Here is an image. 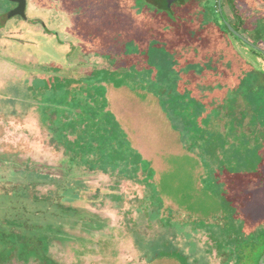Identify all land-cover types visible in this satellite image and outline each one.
<instances>
[{
  "label": "rangeland",
  "instance_id": "obj_1",
  "mask_svg": "<svg viewBox=\"0 0 264 264\" xmlns=\"http://www.w3.org/2000/svg\"><path fill=\"white\" fill-rule=\"evenodd\" d=\"M27 1L30 18L43 19L52 28L53 19L60 15L67 29L72 25L63 5L68 0H56L60 5L53 3L55 0ZM135 1L138 3L134 5L119 1L122 4L104 9L111 19L113 36L101 43L105 47L110 43V58L83 60L78 51L82 47L68 38V32L59 33L64 43L49 38L47 45L42 38H31L36 33L43 36L40 28L25 23L21 25L27 35L20 53L7 55L14 47L12 42L18 43L11 32L0 36V240L7 249L0 260L4 264H227L225 251L256 243L264 233V132L254 142L248 135L233 137L228 131L207 134L209 141L204 145L200 140H205L201 139L205 134L193 125L191 130L197 138L190 142L191 136L184 132L183 142L187 152L197 158L200 172L184 175L174 166L163 174L162 183L148 184L151 197L145 190L137 191L117 203L122 207L118 212L112 211L108 197L109 200L96 199L99 184L103 188L111 185L108 181L97 182V175L102 173L66 167V157L45 145L49 134L43 127L49 121L47 100L34 96L29 86L35 88L37 84L27 74L35 71L38 75L41 71L28 69L31 66L22 62L37 63L38 59L42 65L61 64L68 68L70 80L88 73L92 79H112L117 84L119 77L121 83L138 84V90L155 95L166 108L170 105V116H174L183 104L178 92L183 80L176 67L187 63L178 59L184 51L190 46L206 45L205 37L210 32L223 30L234 44L249 53V48L227 32L221 17H215L214 0H186L184 6H173L171 11ZM60 7L64 10L61 14ZM226 12L232 15L228 7ZM98 31L84 29L81 35L87 44L92 41L101 49ZM223 46V40L216 41L211 51L223 54ZM6 56H18L21 63H10ZM188 56L194 58L198 76L210 73L216 82L212 84L208 78L204 85H210L201 86L206 89L203 93L209 96L208 101L213 104L228 98V104L234 102L237 90L221 86L213 75L217 64H208L198 49ZM135 59L137 63L129 66L128 62ZM122 63L128 70L120 69ZM233 68H237L234 63ZM172 120L180 127L176 118ZM146 128L155 138L163 133L150 124ZM160 147H164L159 151L166 157L168 148L174 151L170 144ZM29 157L48 162L49 173L28 165ZM149 166L145 164V168ZM88 180L91 181L85 182ZM39 183L51 185L39 188ZM159 185L169 202L182 207L180 211L174 210L171 203L163 206ZM13 244L18 258L24 260L30 254L27 263L16 257L6 261L5 254L15 251H11Z\"/></svg>",
  "mask_w": 264,
  "mask_h": 264
},
{
  "label": "flooded vegetation",
  "instance_id": "obj_2",
  "mask_svg": "<svg viewBox=\"0 0 264 264\" xmlns=\"http://www.w3.org/2000/svg\"><path fill=\"white\" fill-rule=\"evenodd\" d=\"M115 1L118 2L116 3ZM119 1L131 3L130 5L138 3L135 0H98L95 3L92 0L64 1V10L68 3V23L72 24L68 25L67 29L60 15L53 19L55 25L52 28L43 19L30 18L27 0L26 19L14 14L18 8L17 3L11 0H0V36L2 33L11 32L12 37L16 39L13 41L18 42L17 44L12 42L14 47L8 51L11 53L7 52V55L21 52L26 38V32L23 30L25 23L39 27L43 32V36L36 33L31 38H42L47 45L50 43L49 38H58V43H64L60 41L59 33L68 32V38H72L78 46L82 47V50L79 49L78 51H80L83 60L91 58V61L94 62L100 57L102 58V56L110 58L107 56V51H112V47L110 48V43L106 47L103 46L101 40H107L112 37L113 30L111 19L109 18L102 25L104 23L103 18L107 16L103 12L106 7L122 4ZM143 1L160 11H171L173 6H184L186 4V0L178 1L171 5L168 4L169 0H159L158 3H155V1L153 3L152 0ZM46 2H53V0H46ZM53 3L60 5L59 1L56 0ZM94 4L97 6L96 12L91 9ZM161 6L166 8L160 9ZM213 6L215 17H221L227 32L239 40L242 45L249 48V53H245L240 45L234 44L223 30L210 32L211 35L205 37L206 45L190 46V50L188 48L189 51H184L182 53L183 57L180 58V56L178 59H181V61L186 60L187 63H182L176 67V71L183 80L178 85V92L182 95L180 96L183 104L181 103L182 106L178 108L179 112L174 113V116H170V105H168L169 108H166L155 95L150 92L146 93L144 90H138V84L131 86L121 83V78L119 77L117 79L120 80L117 81V84L112 79L107 81L92 79L91 76L87 75L88 73L83 75L84 78L82 76L80 79L70 80L68 79V68L64 69L61 64L55 63L52 66L49 65L51 66L49 67L42 65L38 59L36 60L37 63H34L35 61L22 62L31 66L26 67L28 69L41 71L38 75L35 71H28L27 74L33 76L32 83L37 84L35 88L29 86L34 96L40 99L46 98L47 100L45 104L47 105L46 113H48L49 121L45 122L43 127L48 130L49 134L48 142L45 145L52 149L53 152L59 151L66 157L64 161L66 167L83 168L88 170L89 174L102 173L103 176H101L102 174L97 175V182L108 181L111 185L108 188H103L99 184L97 192L99 195H96V199L101 201V199L108 197L110 200L107 198L106 200L110 201L113 207L111 209L114 212L122 211V207L117 206V203H120L122 198L124 199L129 195L134 196L137 191L145 190L146 195L151 197L148 184L151 185L154 182L162 183L163 174L167 172L163 171L161 175L158 174L157 170L153 169L150 160L141 152L138 144V133L142 134L145 130L140 127L137 128L136 124L143 123L146 127L149 124L151 125L150 122L156 119L154 117L155 113L152 111L154 107L161 114V119L165 122L171 135L175 132L174 134L178 138L177 144L179 146H176L174 151H171L167 157L164 156V161L171 163V169L174 166L177 169L179 168L184 175L200 172L196 161L197 158L187 152L185 149L186 145L184 146L185 142H183L184 132L192 137L188 138L190 142H193V138H197L196 134L191 130L193 125H196L205 134L201 135V139L205 140L199 139L204 145H207L209 141L206 139L207 134L218 135L223 131H228L233 137L241 138L248 135L250 142H254L264 132V111L258 110L254 106L248 90L249 86L258 87L264 84V0H214ZM227 7L231 11V16L226 12ZM64 10L60 7V14ZM95 15L98 19H93ZM124 16H126V13H124ZM225 21L253 46L237 38L226 26ZM63 25H65L64 29ZM60 27L62 30H60ZM90 28L99 30L101 37L98 40L99 46L102 45L104 49H99L92 41L87 44L86 39L82 38L83 34L81 35V31L84 29L90 30ZM71 32L73 36H71ZM31 38L29 37L28 39ZM220 40H223L225 44L222 47L224 50L223 54L212 52V44ZM176 48L180 50V47L176 46ZM197 49L201 55L205 56L203 58L208 59V64H217L213 75L218 78L220 85L229 86L234 91L237 90L234 102L228 104V98L214 101L213 104L208 101L209 96L203 93L206 89H202L201 86L204 85V81L208 80V78H211V80H208L210 83L216 84V82L212 81L213 78L210 73H203L202 78L198 76V69L195 68L197 64L194 63V58L188 56L191 51L194 53ZM176 53L178 52L176 51ZM85 55H90V57L86 58ZM186 56L188 57L186 58ZM2 57L4 58V56ZM6 59L10 63H21L18 56L14 59L6 56ZM136 63L137 60L135 59L130 64L128 62V65L132 66ZM233 63L236 64V69L233 68ZM125 68L128 70V67L122 63L120 69ZM219 74H221V77ZM210 83L206 82L203 87L210 85ZM101 88L106 89V92L102 91ZM211 90L214 89L211 88ZM183 105L186 106L183 107ZM175 118L177 119L176 122L180 123V127L173 123L172 119L175 120ZM146 133L155 138L152 132L147 131ZM173 139L176 140L174 136ZM14 154L18 156V153L9 155ZM27 163L28 165L31 164L33 168L38 167L40 172L49 173L47 172L49 164L46 161L36 162L29 157L27 158ZM148 163L150 165L149 168H145V164ZM18 167L16 163V169ZM79 177L81 178L82 176ZM10 180L8 179V181ZM50 185L48 183H39L37 187L45 188ZM158 188V195H161L163 206L166 207L171 203L174 210L178 209L177 211H180L182 207L179 208L171 201L169 202V197L165 195L164 189L160 185ZM92 205L94 206L95 202ZM97 207L100 208L99 206ZM255 241L257 242L250 241L252 242L251 244L234 246L230 252L225 251L226 263L243 264L242 262L245 261L248 255L253 259L255 253L264 246V233L258 236ZM15 245L13 244V247H11V251L15 249L11 255L5 254L6 261L9 258L12 261L16 257L21 262L27 263L31 259L30 254L24 260L18 258ZM4 247V242L0 240V256L7 250ZM263 256L264 251L258 259V264H260ZM32 259L37 261L35 257ZM0 264H4V262L0 260ZM246 264H250V262Z\"/></svg>",
  "mask_w": 264,
  "mask_h": 264
},
{
  "label": "crops",
  "instance_id": "obj_3",
  "mask_svg": "<svg viewBox=\"0 0 264 264\" xmlns=\"http://www.w3.org/2000/svg\"><path fill=\"white\" fill-rule=\"evenodd\" d=\"M152 111L155 113L154 117L156 119H153L150 123L151 126L156 127L157 129L163 130V133L161 135H158V138H153L150 134L146 133V126L143 123H137V128H142L143 133H138V144L141 152L150 160L153 169L157 170V173L161 175L163 171H170L172 166L171 163H167L164 161V153H161L159 150L164 148L160 147L164 145L165 147L167 144H170L173 149L176 148V146H179L177 144V136L176 134H172L169 132L168 127L166 126L163 119H161V114H159L158 110L154 107ZM140 122V121H139ZM151 133V132H150ZM173 136L176 138V140L173 139ZM168 139V143H167ZM178 148V147H177ZM169 153L172 151L170 148H168ZM167 152L166 155H169ZM186 160V159H183ZM177 161V160H176Z\"/></svg>",
  "mask_w": 264,
  "mask_h": 264
},
{
  "label": "trees",
  "instance_id": "obj_4",
  "mask_svg": "<svg viewBox=\"0 0 264 264\" xmlns=\"http://www.w3.org/2000/svg\"><path fill=\"white\" fill-rule=\"evenodd\" d=\"M154 1H155V3L159 2V0H152L153 3H154ZM66 8L68 10V3L66 4ZM96 8H97V6H96V4H94V7L91 8V9L93 10V12H96L95 11ZM165 8L166 7H163V6L160 7V9H165ZM93 19H98V17L95 15V16H93ZM103 20H104V23H102V25L106 23V21L108 20V17L106 16L105 18H103ZM57 41L59 42L58 38H57ZM248 90H249V97L253 101L254 106L257 107L258 110L264 111V84L261 85V86H258V87L249 86ZM263 251H264V246H262L255 253V257L253 259L248 255L247 258L245 259V261H243L242 263L246 264L247 262H250V264H258V259L261 256Z\"/></svg>",
  "mask_w": 264,
  "mask_h": 264
},
{
  "label": "water",
  "instance_id": "obj_5",
  "mask_svg": "<svg viewBox=\"0 0 264 264\" xmlns=\"http://www.w3.org/2000/svg\"><path fill=\"white\" fill-rule=\"evenodd\" d=\"M12 2L14 3H17L18 4V8L17 10L15 11V15H19L21 16L22 18L26 19V6H27V3H26V0H11ZM178 1H182V0H169L168 4L171 5L172 3H175V2H178ZM220 5V8H221V3L219 4ZM225 24L226 26L229 28V30L237 37L239 38L240 40H242L243 42L253 46L251 43H249L242 35H240L236 30H234L231 25L225 21ZM260 264H264V256L262 257L261 261H260Z\"/></svg>",
  "mask_w": 264,
  "mask_h": 264
}]
</instances>
